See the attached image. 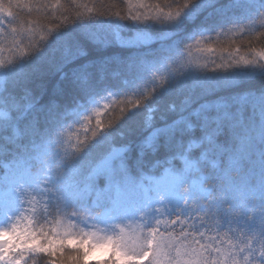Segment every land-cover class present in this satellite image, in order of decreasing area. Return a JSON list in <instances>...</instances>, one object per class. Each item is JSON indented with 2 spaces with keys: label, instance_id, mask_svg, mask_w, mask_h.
<instances>
[{
  "label": "trees",
  "instance_id": "1",
  "mask_svg": "<svg viewBox=\"0 0 264 264\" xmlns=\"http://www.w3.org/2000/svg\"><path fill=\"white\" fill-rule=\"evenodd\" d=\"M0 89V105L32 104L19 138L0 131V173L27 180L4 185L0 216L12 208L9 225L22 223L36 264H85L76 247L50 249L57 198L83 186L114 147H130L123 162L138 176L158 172L156 162L181 166L179 154L206 136L190 155L207 151L200 166L209 197L194 193L190 215L170 213L151 250L149 228L136 227L93 264H264V0H0ZM101 99L111 101L101 131L96 121L87 133L68 122L79 103ZM215 100L225 104L207 119L193 114ZM187 114L192 129L143 145L154 128ZM176 190L191 193L188 182ZM70 197L65 207L74 211Z\"/></svg>",
  "mask_w": 264,
  "mask_h": 264
},
{
  "label": "rangeland",
  "instance_id": "2",
  "mask_svg": "<svg viewBox=\"0 0 264 264\" xmlns=\"http://www.w3.org/2000/svg\"><path fill=\"white\" fill-rule=\"evenodd\" d=\"M258 0H237L238 3L252 5ZM202 29L199 33H206ZM193 37V35H192ZM140 39H150V36H139ZM137 39V38H136ZM1 95V89H0ZM110 99L91 101L89 104L79 103L69 113L73 117L68 122H75L81 126L84 133L90 131L93 122L95 127L102 130L101 115L109 104ZM225 102L215 100L200 105L193 114L203 115L208 118V111L223 106ZM32 107L25 103L21 107H9L0 105V131H9L12 140L21 136L18 121ZM187 125L192 129L194 125L188 121V114L174 123L165 127L154 128L146 137L143 145L146 148L155 147L162 133H169ZM153 126V117L149 119V127ZM209 136L204 140L193 139L188 144L184 154H179L181 166H177L169 160L170 164L164 162L156 164L163 165L158 172L143 171L138 176L127 173L123 157L130 147H114L111 152L93 168L87 181L83 186H78L74 194L67 190L59 194L57 200L61 204V210L57 222L51 224L56 229L53 244L50 249L67 244L69 247L78 248L84 253L85 264L102 263L111 257L114 252L115 238L127 233L136 227L149 228L147 249L151 250L154 242L155 232L162 226L164 219L174 211L190 215L195 212L193 202L194 193H200L209 197L211 188L206 185V175L202 172L200 163L207 159V151L203 150L198 157H191L192 149L200 147L204 141L209 142ZM155 149V148H154ZM213 166L218 162L211 161ZM155 166H152V170ZM199 174L198 176H195ZM44 178L43 174L38 175ZM105 178L106 184L100 186L99 180ZM27 180L18 183L16 176H6L0 173V206L7 207L3 199L2 188L14 183L23 186ZM181 182L190 184L191 193L177 191L176 187ZM97 184L96 189L94 186ZM70 188V187H69ZM8 194V193H5ZM54 195V194H52ZM73 196L74 211H68L65 207L66 198ZM39 198V197H35ZM72 198V197H70ZM34 200V198L32 199ZM38 200V199H36ZM103 201L107 206L101 213L96 212ZM71 202V201H69ZM40 204V202H39ZM3 211L0 216V264H36L31 258V251L25 243V231L19 220L9 225V216L13 214L12 208ZM149 253L146 252L140 263L146 262ZM264 262V255L260 256ZM52 264H58L53 262Z\"/></svg>",
  "mask_w": 264,
  "mask_h": 264
}]
</instances>
